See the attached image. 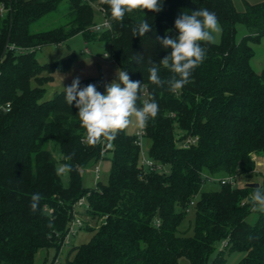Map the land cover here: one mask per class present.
<instances>
[{"label":"trees","instance_id":"16d2710c","mask_svg":"<svg viewBox=\"0 0 264 264\" xmlns=\"http://www.w3.org/2000/svg\"><path fill=\"white\" fill-rule=\"evenodd\" d=\"M62 1L67 2L63 24L31 30ZM94 6L107 27L92 28ZM1 8L0 264H34L40 248H55L54 261L81 198L97 225L86 227L91 238L74 247L67 264H179L181 257L190 264H226L225 254L237 251L244 255L236 264H264V212L253 223L247 220L259 185L219 182L216 189H203L209 177L214 182L217 176L249 175L256 167L252 155L264 157V68L256 72L251 66L252 44L264 36V0L245 2L242 11L232 0H164L159 12L137 7L123 20L111 17L104 0H0ZM200 8L216 14L220 41L202 42L206 59L181 89L153 84L148 69L154 62L162 79L173 76L160 63L171 49L162 48L159 39L178 35L175 20ZM142 19L152 30L133 36ZM237 24L248 31L239 41ZM76 34L86 42L109 43L118 69L142 82L138 106L158 102L144 140L150 142L147 157L162 170L141 165L135 135L123 129L114 140L105 138L111 145L107 183L82 185L81 171L100 159L102 140L89 143L75 102L69 105L63 91L42 99L44 85L54 72L70 69L73 54L45 63L35 56L38 48ZM99 82L83 79L80 86L95 84L99 91ZM187 136L196 143L182 148L179 143ZM63 164L70 166L67 185L58 172ZM33 193L41 194L35 212ZM191 208L193 231L188 234L180 226ZM223 239L227 246L219 249Z\"/></svg>","mask_w":264,"mask_h":264},{"label":"clouds","instance_id":"9594fccd","mask_svg":"<svg viewBox=\"0 0 264 264\" xmlns=\"http://www.w3.org/2000/svg\"><path fill=\"white\" fill-rule=\"evenodd\" d=\"M115 20H123L125 15L139 7L152 12L162 9L164 0H104ZM174 28L178 35H165L159 39L164 49H171L160 63L168 68L173 76L164 80L159 74L155 62L148 69L150 81L157 85L167 84L170 91L181 89L188 84L194 70L206 59L207 51L202 42L213 43L214 33L220 31L216 14L207 8L182 12L175 20ZM152 30L151 23L142 19L133 29V36H142ZM117 79L105 85L101 93L95 84L80 86L79 77L72 80L69 86L63 87L66 102L78 109V117L87 133L89 143H97L102 138L114 140L118 131L126 129L133 121L138 127H145L150 118H155L159 111V104L155 99L145 101L138 106L141 81L130 79L127 70H119ZM117 80L119 82H117ZM69 165L63 164L58 172L69 170ZM41 200L40 193L31 196L30 208L33 212L38 209ZM253 208L264 212V185L259 183L252 194Z\"/></svg>","mask_w":264,"mask_h":264},{"label":"rangeland","instance_id":"374dc122","mask_svg":"<svg viewBox=\"0 0 264 264\" xmlns=\"http://www.w3.org/2000/svg\"><path fill=\"white\" fill-rule=\"evenodd\" d=\"M260 1L262 0H232V3L235 9L242 11L245 7V2L253 4ZM66 6L67 2L62 1L56 11L35 21L31 25V30L42 31L63 24L66 20ZM104 21L105 20L102 12L97 6H94V22L97 25H103ZM247 33L248 31L243 24H237L235 40L239 41L242 36L246 35ZM220 36L221 27L219 32L214 33L215 43L220 41ZM84 47L88 48L90 53L83 52L85 50ZM252 48L254 54L251 59V66L256 72H260L264 68V36L261 37L257 43H253ZM68 54H73V60L70 69L65 72L57 71L53 73L52 81L44 85L45 92L42 98L43 100L50 99L56 93L62 92L63 87L69 86L72 83V80L76 77H79V80L96 79L100 80L103 83L106 82L107 84L112 82L114 79H117L116 74L119 69L112 60L110 46L106 41H101L98 44H94V42L84 41L81 35L76 34L58 45L42 46L35 51V56L41 63L56 61L67 56ZM117 82L119 81L117 80ZM138 128L139 127L137 126L133 118L132 123L124 130L127 134H135ZM149 145L150 142L145 139L143 141L144 154H146ZM252 158L256 161V167L254 168V171L249 175L236 176L233 186H243L246 183L250 182L258 184L260 183L261 185H264V157L263 155L253 154ZM98 162L99 161H97L95 164H98ZM95 164H92V162H90L81 171L82 185L86 188L95 187L98 182L105 184L108 181V174L110 169V154L107 153L105 158L100 161V169L98 172L97 180L95 179V173L93 171V167ZM61 177L63 184L67 185V172H63ZM222 177L225 176H217L218 179H216L214 182H206L203 185V189L218 188L219 178ZM86 205L87 203L77 208L79 213H76L77 216H79L82 220V227L81 229L77 230L75 235H72L69 238V242L67 244L64 242L60 247L56 257L58 264H67V261L71 260L74 256V247L83 242H87L93 234V232L87 230L86 227L90 225V227H95L97 223L94 220H91L90 217L85 213ZM259 213L260 211L254 209L247 217L248 222L253 223L258 217ZM193 220L194 210L191 208L188 211L180 228L184 231L188 230V234H191L193 231ZM217 251L218 249L213 254H211L209 261L212 260ZM55 253V248H40L35 254L34 264H52ZM243 255L244 253L238 251L231 254L226 253V264H236ZM179 264H190V262L185 257H181L179 259Z\"/></svg>","mask_w":264,"mask_h":264},{"label":"built area","instance_id":"2783aa9c","mask_svg":"<svg viewBox=\"0 0 264 264\" xmlns=\"http://www.w3.org/2000/svg\"><path fill=\"white\" fill-rule=\"evenodd\" d=\"M1 11L3 10L2 8L0 9ZM107 27L108 24L105 22L103 25H94L92 28L95 29V30H98L100 29L101 27ZM21 51H27V52H32L34 51L33 48H21L20 49ZM87 51V50H85ZM105 85H107V83H103V82H99V91L101 93H103L105 91ZM9 105L7 104L6 108H8ZM135 143L140 147V150H141V159H140V162H141V165L144 166L145 168H148L150 170H162L163 169V166L161 164H158L156 162H154L152 159H150L149 157H147L146 154H144L143 152V141H144V135H145V127L141 128L139 127L136 132H135ZM106 139L105 138H102V148H101V154H100V159L98 160V164H95L94 167H93V171L95 173V179L97 180L98 179V172H99V165H100V161L103 159L104 155L106 154L107 150L111 147L110 144H106ZM196 143V138L195 137H192V136H187L185 137L182 141H180V146L182 148H189L191 145L195 144ZM213 179L215 178H208L209 181H213ZM218 179V178H217ZM235 181V177H232V176H225V177H222V178H219V182L221 184H225V183H231L232 185H234ZM86 203L85 201V198H81L79 199L74 207L75 209H77L78 207H81L82 205H84ZM82 220L80 219L79 216H77V213L75 212L74 213V217L73 219L71 220L70 224H69V227H68V230H67V233H66V236L64 238V242L67 244L69 242V238L72 236V235H75L76 231L78 228H80L82 226ZM225 246H227V239H223L220 243V248L219 249H222L224 248ZM53 264H58V261L57 259H55L53 261Z\"/></svg>","mask_w":264,"mask_h":264},{"label":"crops","instance_id":"0c3cea01","mask_svg":"<svg viewBox=\"0 0 264 264\" xmlns=\"http://www.w3.org/2000/svg\"><path fill=\"white\" fill-rule=\"evenodd\" d=\"M80 35V34H79ZM99 42H94V44H98ZM84 49L85 50H87V51H83V52H85V53H90V51H89V49L88 48H86V47H84ZM250 183H254V182H250Z\"/></svg>","mask_w":264,"mask_h":264},{"label":"water","instance_id":"95a60500","mask_svg":"<svg viewBox=\"0 0 264 264\" xmlns=\"http://www.w3.org/2000/svg\"><path fill=\"white\" fill-rule=\"evenodd\" d=\"M246 185H248V186H258L259 184L258 183H246Z\"/></svg>","mask_w":264,"mask_h":264}]
</instances>
